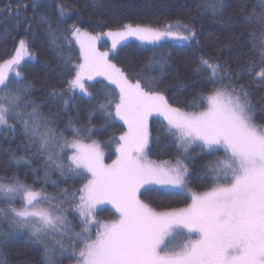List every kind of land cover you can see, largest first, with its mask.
<instances>
[{
    "label": "snow or ice",
    "instance_id": "1",
    "mask_svg": "<svg viewBox=\"0 0 264 264\" xmlns=\"http://www.w3.org/2000/svg\"><path fill=\"white\" fill-rule=\"evenodd\" d=\"M198 8L201 15L209 10L213 16L223 15L225 0H204ZM57 9L56 27L46 15L41 16L40 23L55 46L62 41L71 45L74 39L81 60L67 88L59 93L53 90L52 101L62 100L67 106L75 100L76 90L91 99L85 77L104 76L119 91L114 112L127 131L119 136L116 159L105 164L98 142L86 141L110 126L113 99L98 102L104 113L103 124L91 125L89 112V123L69 119L60 129L57 115H45L41 105L29 99L32 84L23 75L22 61L35 59V55L22 38L15 55L0 63V130L15 133L20 126L26 150L34 148L33 156L42 158L45 185L52 171L66 179L81 177L87 182L79 189L64 188L51 195L43 187L37 189L35 181L27 184L17 176L0 178V204L5 205L0 208V222L7 223V231H0V236L7 240L23 234L40 247L42 264H57L56 257L69 256V249L73 264H264V125L255 123L254 106L245 86L236 87L227 68L202 56L196 71L207 74L206 83L212 88L189 102L195 106L200 101L202 110L188 112L173 107L156 90L163 83L164 58L154 55L146 65L149 73L157 71L159 75H144L142 68L133 82L110 62L109 52L96 49L98 36L82 31L75 22L62 28L70 19L69 9L62 2L57 3ZM244 23L255 25L249 33V51L259 54V63L253 61L244 67L264 81V0H257ZM104 35L111 38L112 49H116L129 37L162 47L167 40L191 43L197 33L177 18L161 27L125 22ZM153 113L163 117L177 149L183 150L175 165H158L147 159V122ZM192 145L209 156L222 152L204 165L210 170V188L191 192V203L185 208L156 211L140 199L141 189L156 191L144 187L154 184L168 195L191 191L189 166L181 157ZM21 161L30 166L32 158L17 159L18 164ZM51 183L59 187L57 181ZM103 203L112 205L116 219L104 223L96 220V206ZM69 209L78 213L80 231H75L68 219ZM95 225L99 226L93 237Z\"/></svg>",
    "mask_w": 264,
    "mask_h": 264
},
{
    "label": "trees",
    "instance_id": "2",
    "mask_svg": "<svg viewBox=\"0 0 264 264\" xmlns=\"http://www.w3.org/2000/svg\"><path fill=\"white\" fill-rule=\"evenodd\" d=\"M60 2L68 6L70 14V19L62 28L75 22L82 31L96 36L117 30L125 22L161 27L166 22L180 18L196 30V39L191 43L167 40L162 42V47H153L129 41L112 49L107 40L101 47L109 52L110 62L124 71L133 82L136 72L142 68L144 75H159L157 71L149 73L146 65L154 55L164 58L167 63L164 65L163 83L156 90L162 92L173 107L188 112L202 110L200 101L195 106H189V102L198 93H208L212 88L211 84L206 83V73L197 74L200 58L203 56L218 60L229 70L228 77L236 87L245 86L254 106L255 123L264 125V81L255 72H247L244 67L253 61L259 63L258 52L253 55L249 51V33L255 25L246 26L244 23V17L253 12L257 0H225L223 15L217 16H213L210 10L201 15L198 5H202L204 0H0V63L15 55L22 38L28 42L30 52L35 55V59L25 58L22 61L23 75L32 84L29 99L37 101L45 115H57L59 119L56 124L60 129L65 128L69 119L77 124L89 123V112H92L91 125L103 124L104 113L99 110L98 102L108 97L113 99L114 105L119 96L116 88L104 78L93 76L91 81L87 78L84 80L91 99L76 90L75 100H70L67 106L62 100L52 101L53 90L59 93L67 88V81L75 75V65L81 60L80 48L74 39L71 45L62 41L59 47L55 46L50 42L46 27L40 23L41 16L46 15L52 18V26L56 27L57 3ZM255 11L259 9L255 8ZM69 68L72 69L71 72L67 70ZM228 82L229 80L225 81ZM147 126V159L155 163L176 162L183 150L177 149L176 139L169 133L165 123L160 118L149 115ZM124 132V125L114 117L113 111L110 126L97 131L86 142L97 141L105 153V160L112 162L116 157L115 143ZM65 135L70 137L69 132H65ZM26 144L19 125L15 133L9 129L0 130V178L17 176L27 184L35 181L37 189L43 187L51 195L64 188L79 189L87 182L81 177L66 179L58 171H52L49 182L45 185L42 158L34 157L35 149L26 150ZM218 155L222 153L205 155L199 147L192 145L187 155L181 157L189 166L191 191L168 195L158 188H151L156 191H142L140 199L156 211L185 208L190 202L191 192H203L210 188V170L204 165ZM20 157L32 158L31 165L22 161L18 164L17 159ZM51 181H57L59 187ZM16 206L19 207L20 203L17 202ZM2 207L5 205L0 204V208ZM116 218V213L110 209H102L98 213V219L104 222ZM68 219L72 221L74 230L78 231V214L71 209ZM0 231H7L6 222H0ZM70 252L71 249L69 256ZM69 256H57V264H73ZM0 260L4 264H42L41 249L23 234L13 235L7 240L0 236Z\"/></svg>",
    "mask_w": 264,
    "mask_h": 264
},
{
    "label": "rangeland",
    "instance_id": "3",
    "mask_svg": "<svg viewBox=\"0 0 264 264\" xmlns=\"http://www.w3.org/2000/svg\"><path fill=\"white\" fill-rule=\"evenodd\" d=\"M110 41V43H111V46H112V41H111V38H109L108 36H106V35H100V36H98V39L95 41V46H96V49L99 51V52H106V51H104L103 49H102V45H104L105 44V42L106 41ZM129 41H137V42H139L140 44H142V45H149V44H144V43H142V42H140V41H138V40H136L134 37H129L127 40H124V41H121V43H125V42H129ZM176 42H180V41H176ZM120 43V44H121ZM120 44H118L117 46H119ZM14 75V74H13ZM100 77H102V78H104V80L105 81H107L108 83H110L104 76H100ZM86 78V77H85ZM95 78V77H94ZM91 80H93V78L91 79ZM91 80H89V81H91ZM111 84V83H110ZM111 85H113V84H111ZM114 87H115V85H113ZM116 88V87H115ZM117 90V92H118V95H119V91H118V89H116ZM118 98H119V96H118ZM114 106V105H113ZM114 111V110H113ZM151 115H154V116H156V117H158V118H160L164 123H165V125L168 127V125H167V122L163 119V117L162 116H159V115H157V114H155V113H153V114H151ZM114 117H115V112H114ZM117 120H119L123 125H124V123H123V121L122 120H120L118 117H115ZM124 127H125V132L127 131V126L126 125H124ZM118 141H119V137L117 138V142L115 143V146H114V151H115V154H116V156H117V153H116V146H117V143H118ZM100 151L103 153V162L105 163V164H111L112 162H107L106 160H105V153H104V151L102 150V148H101V146H100ZM222 153V152H221ZM115 159H116V157H115ZM114 159V160H115ZM167 164H169V165H175L176 164V162H166ZM156 164H158V165H162V164H165V163H156ZM87 175V174H86ZM145 188H158V189H160V186L159 185H154V184H149V185H145L144 186ZM142 191H144V189L142 188L141 189V192ZM188 192V191H187ZM191 203V194H190V202H189V204ZM187 207V206H186ZM102 209H110V210H112L114 213H116L115 212V209L112 207V205L111 204H109V203H103V204H98L97 206H96V210H95V218H96V220H98V221H100L101 223H104V221H101V220H99L98 219V213H99V211L100 210H102ZM71 211V209H69V211L68 212H70ZM73 213H75L74 211H73ZM76 214H78V213H76ZM116 216H118V214L116 213ZM99 225H95V226H93L92 227V235H93V237L95 236V230H96V227H98ZM78 231H80V227H79V229H78ZM67 242V241H66ZM177 243H182V241H178ZM59 258H60V256H59Z\"/></svg>",
    "mask_w": 264,
    "mask_h": 264
}]
</instances>
